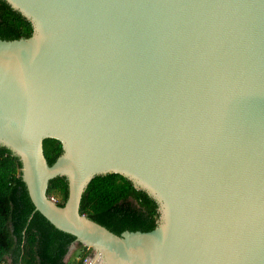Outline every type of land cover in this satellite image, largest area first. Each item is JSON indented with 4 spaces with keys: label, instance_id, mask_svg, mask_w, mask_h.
I'll list each match as a JSON object with an SVG mask.
<instances>
[{
    "label": "water",
    "instance_id": "1",
    "mask_svg": "<svg viewBox=\"0 0 264 264\" xmlns=\"http://www.w3.org/2000/svg\"><path fill=\"white\" fill-rule=\"evenodd\" d=\"M4 1L33 33L0 40V146L35 210L101 264H264V0ZM107 174L157 203L155 229L80 213Z\"/></svg>",
    "mask_w": 264,
    "mask_h": 264
},
{
    "label": "trees",
    "instance_id": "2",
    "mask_svg": "<svg viewBox=\"0 0 264 264\" xmlns=\"http://www.w3.org/2000/svg\"><path fill=\"white\" fill-rule=\"evenodd\" d=\"M32 33V24L0 0V40L29 38ZM43 147L49 165L63 153L56 139H45ZM21 168L20 160L0 146V264H81L92 251L78 244L77 260L66 261L76 238L55 228L35 210ZM48 195L58 196L57 204L63 206L68 197L67 179L51 180ZM80 213L117 235L149 232L159 219L157 203L119 174L95 177L83 195Z\"/></svg>",
    "mask_w": 264,
    "mask_h": 264
},
{
    "label": "built area",
    "instance_id": "3",
    "mask_svg": "<svg viewBox=\"0 0 264 264\" xmlns=\"http://www.w3.org/2000/svg\"><path fill=\"white\" fill-rule=\"evenodd\" d=\"M52 198L54 199V197ZM54 201L56 200L54 199ZM81 264H101V261L99 257L94 252H92L82 260Z\"/></svg>",
    "mask_w": 264,
    "mask_h": 264
},
{
    "label": "crops",
    "instance_id": "4",
    "mask_svg": "<svg viewBox=\"0 0 264 264\" xmlns=\"http://www.w3.org/2000/svg\"><path fill=\"white\" fill-rule=\"evenodd\" d=\"M73 246H74V244H73L70 248H72ZM77 248H78V244L76 243V246H75V248H73V251L75 252V251L77 250ZM73 251H71L69 254H67V256H66V261H68V260L70 259V256L73 255V254H72ZM11 261H12V260H11V258L9 257V258H8V262L11 263Z\"/></svg>",
    "mask_w": 264,
    "mask_h": 264
},
{
    "label": "rangeland",
    "instance_id": "5",
    "mask_svg": "<svg viewBox=\"0 0 264 264\" xmlns=\"http://www.w3.org/2000/svg\"><path fill=\"white\" fill-rule=\"evenodd\" d=\"M54 199L57 201V200H59V197H58V196H57V197H54ZM75 246H76V243H74V246H73L72 248L69 249V253H70L71 251H73V248H75ZM69 253H68V254H69ZM72 254H73V255L70 256V259H76V260H77L76 255H74V251L72 252Z\"/></svg>",
    "mask_w": 264,
    "mask_h": 264
}]
</instances>
